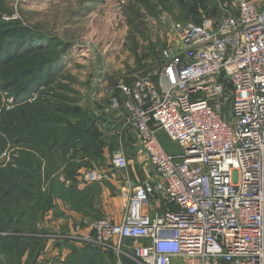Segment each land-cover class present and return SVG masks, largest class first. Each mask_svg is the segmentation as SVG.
I'll return each mask as SVG.
<instances>
[{"label":"built area","instance_id":"built-area-1","mask_svg":"<svg viewBox=\"0 0 264 264\" xmlns=\"http://www.w3.org/2000/svg\"><path fill=\"white\" fill-rule=\"evenodd\" d=\"M236 6L220 21L174 25L153 77L111 92L143 180L126 179L120 223L85 218L60 240L109 250L115 264H264V6ZM127 156L116 150L113 169L125 171Z\"/></svg>","mask_w":264,"mask_h":264},{"label":"rangeland","instance_id":"rangeland-1","mask_svg":"<svg viewBox=\"0 0 264 264\" xmlns=\"http://www.w3.org/2000/svg\"><path fill=\"white\" fill-rule=\"evenodd\" d=\"M252 1L264 6V0ZM236 5L237 0H0V35L12 31L15 36L25 37L30 32L35 39L33 44L42 48L35 60L58 55L34 87L19 97L5 88L7 80L13 73L30 68L34 61L18 60L5 71L4 66L0 67V144H6L0 151V177L4 175L11 181L14 170L21 171L24 177L34 176L36 164L29 151L36 149L44 156L35 161L40 164L39 175L29 180L38 178L44 199H49L47 205L41 206L31 231H26L42 241L28 242L33 245L30 256L35 255L39 244L41 251L49 244L51 249L46 250L50 255L60 247L66 253L63 259L60 253L52 255L50 263L74 264L73 259L79 264H115L118 258L109 250L93 248L76 239L60 240V236L73 231L69 227L56 232L47 230L45 218L56 207L69 209L70 219L77 222L74 227L85 218L111 222V218L121 215L126 202L120 197L122 185L113 181L127 175L113 169L111 157L123 148L128 162H133L137 141L127 130L120 134V116L110 109L111 92L120 82L153 77L159 54L173 38L174 25L198 23L204 18L220 21L234 14ZM17 40L21 45V39ZM29 106L37 111L33 117L42 121H30ZM40 133L44 135L43 143L39 141ZM161 137L167 149L180 152L176 144ZM14 138L24 142L13 144ZM20 161L26 164L21 166ZM89 171H95L100 179L86 181L84 176ZM27 182L23 177L14 181L21 190ZM8 187L7 183H0V198ZM31 191L34 195L28 201L35 203L37 190ZM18 200L9 199L6 221H13L12 234L20 232L17 221L26 203L24 197ZM0 241L1 264H24L28 251L21 258L19 253L9 257L5 252L15 240ZM74 252L81 255L74 259Z\"/></svg>","mask_w":264,"mask_h":264},{"label":"trees","instance_id":"trees-1","mask_svg":"<svg viewBox=\"0 0 264 264\" xmlns=\"http://www.w3.org/2000/svg\"><path fill=\"white\" fill-rule=\"evenodd\" d=\"M10 29V28H9ZM15 33L10 31V33H2L0 35V67H3L5 71V69H7L9 66H13L14 63L18 60H23V59H27L28 61H26L27 63H29L31 61H34L33 65L26 69L25 71L22 72H17V73H13L12 76L9 78V80H7V84L5 86L6 89L8 90H12V93H14L13 95H16V97H19L21 95H24L25 93H27L30 89H32L34 87V85L38 82L37 80L41 78L42 73L44 72V70L46 69L48 64L53 63L54 61H56V59L58 58V55H56L55 57H50L47 59H38L35 60L36 55L40 54L42 51L39 47L38 44H33L34 40L32 37V34L26 33L25 37H19L18 34L17 36L14 35ZM17 37L20 38L22 44L18 45V40ZM19 41V42H20ZM6 45V46H5ZM19 46V48H18ZM14 47H16L15 51H14ZM25 61V60H23ZM6 62V63H5ZM3 63H5V65H3ZM2 69V68H0ZM24 80V82L22 81ZM21 82L22 85L20 87H18L17 85L20 84ZM14 88V89H13ZM17 88V90H15ZM15 91V92H14ZM27 112L30 113L32 112V117L30 121H35V119H38L39 121H42L39 118L33 117L34 113L33 112H37L33 106H29L27 109ZM38 116H41V113L37 114ZM46 119V118H45ZM49 121H51V119H48L46 121V123L49 124ZM47 136H50V132L46 133ZM39 141L41 143H43L44 141V135L43 133H40V137H39ZM11 142H13V144H20L22 142H24V139L22 138H14L11 140ZM6 144H0V151L1 148L3 146H5ZM29 152L30 156L33 157L34 160V168L32 170L33 175L34 176H25L23 175V173H21V171L19 170H14L10 173L11 175V181H9L8 179H6V177L4 175H2V177H0V183H7L8 184V188L6 189V191H4L1 194V203L3 205V209L0 210V213L2 212V217H0V239H6V240H15V242L12 245H9L7 247V251L5 252V254H7L9 257L11 254H15V253H19V258L22 257V255L24 253H27V257L26 260H24V264H32L33 261L36 259L35 257H37L40 253V251L42 250V245L39 244V247H37V252L35 253L34 256H30V251H32L31 249L33 248V245H28V242H30V244L32 243H37L39 240L40 243V239H36L32 233H28L26 231H31L32 225L34 224L35 220H36V216H38L40 214L41 211V206L47 205L48 204V200L49 199H44V196L42 194V187H41V182L40 180H38V178L36 179V181H29V180H33L36 178V175L38 176L40 173V164L39 163H35V161L37 162L38 159L43 158V154H39L38 150L36 149H31ZM1 154V152H0ZM26 163L23 161H20V165L23 166ZM28 167H30L28 165ZM25 178V180H27V185L26 188H23L22 190L20 188H18V185L16 183H14L15 180H19ZM32 189H36L37 190V199L35 201V203H32L31 201H28L29 198H33L34 193L31 191ZM15 197L17 200L21 199V198H26V203H27V207H26V203H25V208L23 210H20L21 216H19L20 218H18L17 221V225L19 226V233H14L12 234V228H10V225L13 224V221H6L8 219V216L10 214V211L8 209L9 207V199ZM20 200L17 201V204L20 205ZM14 213H17L19 211H13ZM11 212V214L13 213ZM42 214V212H41ZM25 217H27L28 219H24ZM45 217V214L42 215L41 220H43ZM26 222V224L24 223ZM25 224V225H24ZM15 225V222H14ZM18 231V230H16ZM42 242V241H41ZM1 243L2 241H0V248H1ZM20 244V245H18ZM76 255H81L78 252H74V254L71 257H74ZM94 255V254H93ZM92 255V256H93ZM92 257L90 256V259ZM33 260V261H31ZM73 261L74 264H79L76 261H74L73 259H71ZM31 261V262H30ZM67 264H72L69 262H66ZM1 264V263H0ZM4 264H10L9 262L6 261V263ZM82 264H88V263H82ZM92 264V263H91Z\"/></svg>","mask_w":264,"mask_h":264},{"label":"crops","instance_id":"crops-1","mask_svg":"<svg viewBox=\"0 0 264 264\" xmlns=\"http://www.w3.org/2000/svg\"><path fill=\"white\" fill-rule=\"evenodd\" d=\"M141 158L139 156L134 157L133 162H128V167L125 171H122L121 173L125 172L124 175H127V177H123L122 180H115L113 182H116L120 185H122V188H120V197L122 200H125V205L121 209V215H119L116 218H111V222L114 224H118L121 222V218L123 215V212L125 211V208L127 207L128 203V195L129 190L127 188L126 179H129L132 183H140L143 180L144 172L142 169V166L140 165ZM123 210V211H122ZM72 217L71 213H69V209L67 207H63L59 209V207H56L54 210L49 212V214L45 218V229L47 230H53V231H60L63 229H66L69 227L71 230H74V225L77 223L70 218ZM79 224V223H78ZM84 233L87 232V230H82ZM66 232V231H65ZM64 233V232H63ZM64 247L55 248L51 252V256L60 255L62 256V259L65 257V249ZM46 249L50 251L51 246L49 244L46 245ZM65 260V259H64ZM55 264V263H51ZM62 264H67L66 262L62 261Z\"/></svg>","mask_w":264,"mask_h":264},{"label":"bare ground","instance_id":"bare-ground-1","mask_svg":"<svg viewBox=\"0 0 264 264\" xmlns=\"http://www.w3.org/2000/svg\"><path fill=\"white\" fill-rule=\"evenodd\" d=\"M28 1V0H27Z\"/></svg>","mask_w":264,"mask_h":264}]
</instances>
